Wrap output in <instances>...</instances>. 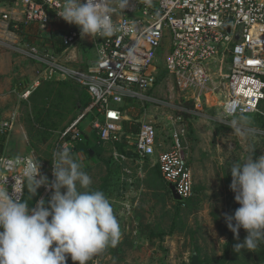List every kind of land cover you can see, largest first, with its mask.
<instances>
[{
  "label": "built area",
  "instance_id": "obj_1",
  "mask_svg": "<svg viewBox=\"0 0 264 264\" xmlns=\"http://www.w3.org/2000/svg\"><path fill=\"white\" fill-rule=\"evenodd\" d=\"M12 2L11 9L0 8V43L21 28L36 27L44 32L53 21H63L57 14L63 0ZM113 23V36L90 37L95 57L88 60L86 68L75 67L74 58L67 54L81 36L77 28L62 35V52L38 49L29 43L25 49L17 48L41 70L23 96L27 97L41 80H68L83 88L89 103L59 131L53 153L61 149L73 152L89 131L96 133L99 142H119L125 135L132 152L156 164L163 180L185 201L193 194V175L185 145L184 114L195 111L179 102L172 106L171 100L176 99L177 91H188L198 107L206 95L215 97L218 93L216 109L221 115L229 111L237 116L259 112L264 118V0H130L128 7L113 15ZM165 39L170 40L169 47L164 64L158 66ZM226 58L227 71L223 68ZM161 72L164 76L158 80ZM163 78L169 88L167 95L160 97L156 92ZM127 100L177 110L173 115L166 109L170 125L166 145L158 138L155 120L140 121L134 134H124L122 122L129 117L117 104ZM85 118L88 124L82 127ZM12 125V120H0V134ZM123 150L128 151L127 146ZM112 154L116 159L127 156L115 149ZM29 158L36 159L32 152L0 154V186L4 182L10 196L14 186L20 190L24 162ZM43 187L45 195L50 188ZM24 189L22 186L15 195L22 199Z\"/></svg>",
  "mask_w": 264,
  "mask_h": 264
},
{
  "label": "rangeland",
  "instance_id": "obj_2",
  "mask_svg": "<svg viewBox=\"0 0 264 264\" xmlns=\"http://www.w3.org/2000/svg\"><path fill=\"white\" fill-rule=\"evenodd\" d=\"M5 1L7 4L0 3V8L11 9L14 6L12 0ZM67 25L80 30L74 24ZM61 26L55 25L44 32L36 27L21 28L15 36L2 38L0 43V120L13 121L12 128L0 142L3 146L0 154L32 152L40 159L41 175L47 176L49 182L54 179L52 160L56 137L80 112L73 103V87L76 85L68 80H46L36 92L24 97L23 91L32 85L41 70L38 64L22 55L17 48L25 49V43H29L38 49L54 50L50 37L56 27ZM89 38L80 36L67 51L74 58L75 67L86 68L88 60L95 57ZM169 42V39L163 41L158 66L164 64V53ZM227 63L226 58L223 65L225 71ZM58 87L64 91L62 95L58 93ZM168 88V81L163 78L156 94L164 97ZM181 97L191 100L189 104L195 111V114L184 116L187 128L185 145L194 179L193 195L185 205L178 207L171 198L170 190L167 191L168 184L167 189L155 172L153 162L134 154L131 146L127 145L129 156L116 159L112 154L114 149L117 150L115 143L99 142L92 131L85 149L70 152L81 164L82 170L91 177V188L103 191L110 199L121 226L120 241L95 255L88 264H189L190 251L193 249H199L198 256L202 261L264 264L263 245L255 252L246 249H241L239 253L234 251V245L242 243L247 232L240 228L239 238H235L224 219V213L232 215L240 207L234 200L235 193L229 188L232 180L231 163L242 160L252 144L255 146L253 160L264 155L263 115L258 112L241 116L258 133L251 140H246L228 123L217 122L222 116L216 109L215 97L220 98L218 93L215 97L206 95L196 107L190 92L177 91L176 99L173 102L171 100L170 104L176 105ZM117 105H121L130 122L137 124L155 120L158 138L167 144L164 140L170 127L167 115H175L177 110L135 100ZM46 116L52 118L54 124L50 120H41ZM86 124L88 119L85 118L81 125L86 127ZM38 191L33 204L30 203L29 195V208H35L43 197L47 206L51 189L44 195L42 185ZM226 229L229 230V238L223 235ZM67 263L78 264L72 260Z\"/></svg>",
  "mask_w": 264,
  "mask_h": 264
},
{
  "label": "clouds",
  "instance_id": "obj_3",
  "mask_svg": "<svg viewBox=\"0 0 264 264\" xmlns=\"http://www.w3.org/2000/svg\"><path fill=\"white\" fill-rule=\"evenodd\" d=\"M129 2L63 0L57 14L78 26L82 37L108 38L116 31L113 15ZM217 122L228 123L246 140L258 135L246 118L231 111ZM254 148L252 144L242 160L230 165L229 188L240 207L232 215L224 213V219L235 238H239L240 228L247 232L243 242L234 245L238 253L241 249L255 252L264 244V155L253 160ZM52 164L51 182L40 174V159L29 158L24 162L19 191L14 186L10 196L5 183L0 186V264H66L69 255L78 264H88L120 241L121 226L110 199L91 188L93 181L81 164L67 149L54 152ZM25 182L33 195L42 185L51 189L47 206L42 198L35 208H29L27 199L15 195Z\"/></svg>",
  "mask_w": 264,
  "mask_h": 264
},
{
  "label": "trees",
  "instance_id": "obj_4",
  "mask_svg": "<svg viewBox=\"0 0 264 264\" xmlns=\"http://www.w3.org/2000/svg\"><path fill=\"white\" fill-rule=\"evenodd\" d=\"M8 1H11V0H8ZM60 26V25H63V26H61L60 28H57L56 27V30H54V32L52 33V37H50L51 39H50V44H51V46H52V48L54 49V51L55 52H61L64 48H65V44H63V42H62V35L66 32V31H68V29H70L71 28V26H68L67 25V23L65 22H63V21H53L52 22V26H51V28L53 27V26ZM67 27V28H65V27ZM63 27V28H62ZM50 35H51V33H50ZM164 76V74H163V72H161V74L159 75V77H158V80L161 78V77H163ZM44 81H46V80H41L40 81V83L37 85V86H35V87H33L32 89H31V91H30V93H29V95L31 94V93H34V92H36L39 88L38 87H40L42 84H43V82ZM47 84H52L51 82H48ZM76 85V84H75ZM57 91H58V93H60L61 95L64 93V91L63 90H61L59 87L57 88ZM73 97H74V99H75V101L73 102L74 103V106H75V108L78 110V111H82L85 107H86V105L89 103V95L87 94V92L83 89V88H81V87H79L78 85H76V86H74L73 87ZM178 100V99H177ZM180 100V101H179ZM179 103H182V105H183V103L186 105H183V106H185L186 108H192L193 106H192V104H189V102H191V100H189V99H186V98H179ZM182 101V102H181ZM79 112V113H80ZM254 115L255 114H258V113H253ZM185 116L187 115V114H184ZM247 115V114H246ZM240 116H242V115H240ZM263 118V117H262ZM41 120L42 121H47V120H50L51 121V123L52 124H54V121L52 120V118H50V117H48V116H46L45 118H41ZM139 122H137V124L136 123H133V122H130L129 120H124L123 122H122V130L124 131V134H128V135H132V134H134L136 131H137V129H138V124ZM263 123H264V121H263ZM264 124H262V126H263ZM64 129V128H63ZM91 132L92 131H89L88 133H84V139L82 140V141H79L77 144H76V146H75V150L74 151H77V150H79V149H85L86 147H87V143L89 142V138H90V134H91ZM95 133V132H94ZM96 134V133H95ZM4 136H5V134H0V142H2L3 140H4ZM109 143V142H108ZM117 143V144H116ZM128 144H127V138L125 137V135H123L122 136V138H121V140L119 141V142H115V146H116V149L119 151V152H125L126 154H127V156H129L130 155V152L129 151H124L123 150V148L125 147V146H127ZM3 151V146L2 145H0V151ZM91 150H89L88 152L89 153H91L90 152ZM30 152V151H29ZM34 156H35V154H34ZM36 157V156H35ZM36 159H37V157H36ZM154 166V170H155V172L161 177V174H160V171H159V168H158V166L155 164V165H153ZM41 169V174H43V171H42V168H40ZM43 169H44V171H45V168L43 167ZM161 179H162V181H163V185L168 189V187H167V183L163 180V178L161 177ZM41 187V186H40ZM43 189V188H42ZM167 191H169V189L167 190ZM38 193H39V191H38V189H37V191H36V193L33 195V194H30L29 193V191H28V188L26 187V182H25V189H24V196H23V198L22 199H28V197H29V195H30V203L31 204H33L34 203V201L36 200V197H37V195H38ZM169 193H170V191H169ZM44 198V197H43ZM171 198L175 201V203L178 205V207H180V206H182V205H185V203L186 202H188V201H190L191 200V197L189 198V199H187V200H175L172 196H171ZM31 204H30V206H31ZM234 223V222H233ZM228 229H226V231H225V233L223 234V235H226L227 236V238H229L230 237V235L228 234ZM224 232V231H223ZM263 245V247H264V244H262ZM262 247V246H261ZM198 250L199 249H193L192 251H190V256L193 254V253H195L197 256H198ZM199 257V256H198ZM71 260V257H70V255L67 257V261H66V264H68L67 262H69ZM199 260H200V258H199ZM200 261H202V260H200ZM208 262V261H207ZM210 263H212V264H221L222 262H221V260H215V261H209Z\"/></svg>",
  "mask_w": 264,
  "mask_h": 264
},
{
  "label": "water",
  "instance_id": "obj_5",
  "mask_svg": "<svg viewBox=\"0 0 264 264\" xmlns=\"http://www.w3.org/2000/svg\"><path fill=\"white\" fill-rule=\"evenodd\" d=\"M225 28L228 30L229 27L228 26H225ZM168 187H169V190H170V193H171V196L175 199V200H181L180 196L177 194V192L175 191V188L172 184H168ZM134 264H138V263H134ZM189 264H212L210 262H207V261H200L199 260V257L193 253L191 256H190V261H189Z\"/></svg>",
  "mask_w": 264,
  "mask_h": 264
},
{
  "label": "crops",
  "instance_id": "obj_6",
  "mask_svg": "<svg viewBox=\"0 0 264 264\" xmlns=\"http://www.w3.org/2000/svg\"><path fill=\"white\" fill-rule=\"evenodd\" d=\"M91 39L89 38V41H90ZM192 175H193V173H192ZM193 189H194V179H193ZM193 195V194H192ZM192 197V196H191Z\"/></svg>",
  "mask_w": 264,
  "mask_h": 264
}]
</instances>
